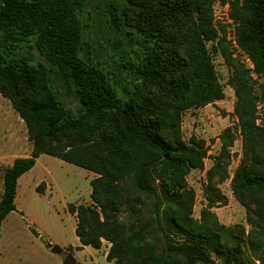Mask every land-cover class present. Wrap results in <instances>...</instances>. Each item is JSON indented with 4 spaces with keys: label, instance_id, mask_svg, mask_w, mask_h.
Wrapping results in <instances>:
<instances>
[{
    "label": "trees",
    "instance_id": "16d2710c",
    "mask_svg": "<svg viewBox=\"0 0 264 264\" xmlns=\"http://www.w3.org/2000/svg\"><path fill=\"white\" fill-rule=\"evenodd\" d=\"M217 1L125 0L124 6H111L114 27L138 34L143 49L137 62L118 59L134 79L120 97L112 83L118 75L79 55L86 0H0V50L32 39L49 65L46 70L24 60L7 61L0 52V94L25 124L32 144L29 157L15 159L4 171L0 228L16 211L18 179L47 155L96 175L89 183L92 205H70L68 212L76 217L82 247L100 249L102 240L110 244L107 261L214 264L215 254L223 264H244L242 232L233 234L210 211L226 204L217 186L228 178L230 128L219 135L221 148L203 186L206 209L198 219L192 217L194 192L185 182L190 171L202 169L208 150L202 140H183L182 114L223 99L207 48L217 39ZM229 4L238 44L262 79L264 0ZM221 49L233 70L235 113L245 147L232 193L246 209L247 222L264 230V130L255 123L248 71ZM51 73L66 102L51 89ZM141 207L148 216L140 223ZM121 213L132 222L120 220Z\"/></svg>",
    "mask_w": 264,
    "mask_h": 264
},
{
    "label": "rangeland",
    "instance_id": "374dc122",
    "mask_svg": "<svg viewBox=\"0 0 264 264\" xmlns=\"http://www.w3.org/2000/svg\"><path fill=\"white\" fill-rule=\"evenodd\" d=\"M230 0H218L213 5V25L217 39L207 44L215 74L222 87L223 99L197 109H189L182 114L181 132L185 142L192 138L202 140L207 148V158L202 169L192 170L186 177V186L194 192L192 217L198 219L206 209L203 186L206 172L220 151L219 135L225 128L233 134V146L229 151V164L226 166L228 178L219 184L226 204L212 208L218 223L232 230L233 234L242 232L240 250L244 264H262L264 259V230L247 222V211L233 196L231 180L236 168L243 159L244 141L238 125L235 107L238 98L231 80L232 67L225 59L222 48L236 66L248 71L251 79L252 95L256 101V125L264 130V78L257 79L253 74V64L237 41L238 23L233 19ZM125 0H86V8L81 19L82 43L80 57L98 65L106 72L118 75L113 78L120 97L123 91L131 88L132 79L118 65V59L137 62L143 55L141 37L129 30L116 29L111 22V6H124ZM220 42V46H219ZM5 60H24L34 67L49 70L47 62L39 56L32 39L16 44L15 48L1 49ZM127 56V57H126ZM51 89L60 101L66 102L57 82L51 73ZM132 79V80H131ZM32 144L28 139L23 121L0 94V198L3 191V175L15 159L29 157ZM27 156V157H25ZM96 175L57 158L42 155L37 166L18 184L11 212L2 222L0 229V264H62L69 254L74 264H114L104 257L110 244L102 240L101 249L86 247L78 249L75 235L76 217L68 212V206L92 205L90 200V181ZM91 179V180H90ZM90 180V181H89ZM254 207L253 204L250 205ZM137 214L140 223L148 216V210L141 207ZM120 220L132 222L128 213H121ZM127 218H129L127 220ZM235 229V231H233ZM37 233V236L34 235ZM50 246L48 248V246ZM58 246L61 254H52L51 248ZM214 264H223V259L211 254Z\"/></svg>",
    "mask_w": 264,
    "mask_h": 264
},
{
    "label": "crops",
    "instance_id": "0c3cea01",
    "mask_svg": "<svg viewBox=\"0 0 264 264\" xmlns=\"http://www.w3.org/2000/svg\"><path fill=\"white\" fill-rule=\"evenodd\" d=\"M31 151V150H30ZM42 156V155H41ZM41 156L36 160V163H35V165H34V167L30 170V171H28L27 173H25V174H23L19 179H18V181H17V188L19 187V183L21 182V180L22 179H24L25 177H27L28 175H29V173H31V171L37 166V164H38V161H39V159L41 158ZM25 157H27V156H25ZM91 180V179H90ZM89 180V181H90ZM16 192H17V189H16ZM5 220V219H4ZM2 225V224H1ZM75 227H76V222H75ZM75 227H74V229H75ZM1 229V228H0ZM77 238V237H76ZM77 241H78V249H80V250H83L84 248H86V247H82L81 245H80V243H79V240H78V238H77ZM101 249V248H100ZM106 254H107V251L105 252V254H104V257H106ZM112 262V261H111ZM113 263V262H112Z\"/></svg>",
    "mask_w": 264,
    "mask_h": 264
},
{
    "label": "water",
    "instance_id": "95a60500",
    "mask_svg": "<svg viewBox=\"0 0 264 264\" xmlns=\"http://www.w3.org/2000/svg\"><path fill=\"white\" fill-rule=\"evenodd\" d=\"M51 253L52 254H61V250L59 249L58 246H54V247L51 248ZM62 264H74L73 263V260L71 258V255L67 254L64 257V260H63V263Z\"/></svg>",
    "mask_w": 264,
    "mask_h": 264
}]
</instances>
